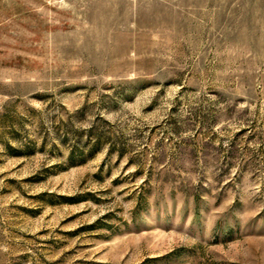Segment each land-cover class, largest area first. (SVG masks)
<instances>
[{"label": "rangeland", "instance_id": "1", "mask_svg": "<svg viewBox=\"0 0 264 264\" xmlns=\"http://www.w3.org/2000/svg\"><path fill=\"white\" fill-rule=\"evenodd\" d=\"M0 264H264V0H0Z\"/></svg>", "mask_w": 264, "mask_h": 264}, {"label": "trees", "instance_id": "2", "mask_svg": "<svg viewBox=\"0 0 264 264\" xmlns=\"http://www.w3.org/2000/svg\"><path fill=\"white\" fill-rule=\"evenodd\" d=\"M71 156H72V154L70 153V154H69V158H70V159H71Z\"/></svg>", "mask_w": 264, "mask_h": 264}]
</instances>
